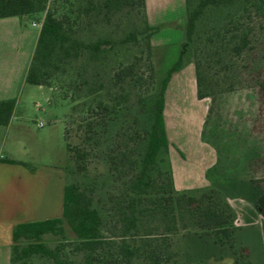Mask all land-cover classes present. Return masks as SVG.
Here are the masks:
<instances>
[{"label":"trees","instance_id":"1","mask_svg":"<svg viewBox=\"0 0 264 264\" xmlns=\"http://www.w3.org/2000/svg\"><path fill=\"white\" fill-rule=\"evenodd\" d=\"M134 1L104 0L102 8L109 13L119 12L124 7L133 5ZM136 1L143 9L146 29L149 32L150 54L152 49H156L150 38L159 27L148 24L145 0ZM184 3V41L179 46L178 57L166 70L155 91L141 100V108L147 112L146 121L134 133L117 131L116 144L108 150L110 170L119 178L127 179L122 197L115 206V215L122 228L121 240L116 244L117 253L124 264H130L138 256H143L149 264H161L156 244L158 240H155L160 238L165 248L172 247L175 250L173 254L179 256L182 264H204L209 258L222 260L227 257L233 260V264H264L256 233L244 232L243 228L235 226L236 215L227 198L237 190L234 185L236 183L229 175L221 172L219 163L206 172L209 180H214L218 175L217 185L190 190L175 188L168 160V141L163 118L167 83L175 71L188 63H193L195 68L197 98H212L208 88L206 61L200 57H195L192 61L182 59L188 49L195 46L200 31L204 29L203 33L210 42L215 37L220 38L223 51L239 57L253 47V20L255 14L264 7V0H184ZM43 11L42 0H0V18L30 17ZM220 14L222 16L218 17ZM127 39L135 37L132 34ZM104 45V40L86 44L76 38L69 14L57 16L53 10L45 11L25 83L48 86L54 73L62 68L64 70L59 74L65 73L68 66L71 67L86 54L93 60ZM132 71V66L115 70L111 76L112 85H121L126 77L133 74ZM140 80L141 77H138L137 81ZM259 86L264 90V84ZM70 87L74 89L77 99L89 97L97 91L95 83L88 82L82 76L77 77L73 84L71 82ZM82 91L83 95L80 94ZM124 103L118 94L110 100H100L95 113L101 115V122L91 121L84 125L85 141L94 140L97 125L102 124L105 129L111 127L116 114L124 109ZM15 106L14 99L0 101V126L9 124ZM211 110L210 104L207 119ZM64 138L66 139V131ZM138 142L141 144L139 155L133 147ZM248 151L249 157L246 158L240 175L249 177L247 182L251 185L260 184L262 182L254 178L252 172L253 167H258L256 165L260 158L256 156L254 149ZM162 156L168 163L166 171L158 169ZM88 157L89 153L82 145L73 148V158L79 168L85 169ZM2 161L29 167V164L15 160ZM64 223L78 239L75 248L85 252V261L88 264L108 244L102 237V217L93 205L91 194L66 175L61 217L15 225L12 230L10 264H28L34 256L45 257L53 264H73L61 258V247L51 249L42 242V237L49 234L64 237ZM186 230H192L193 233L185 234L174 244L168 242L167 237L176 236L180 231ZM167 256L169 260L173 255L168 253Z\"/></svg>","mask_w":264,"mask_h":264},{"label":"rangeland","instance_id":"2","mask_svg":"<svg viewBox=\"0 0 264 264\" xmlns=\"http://www.w3.org/2000/svg\"><path fill=\"white\" fill-rule=\"evenodd\" d=\"M103 1L42 0L44 11L28 17L32 24H41L45 11L53 10L57 16L69 14L76 38L86 44L104 40L106 45L93 60L86 54L77 63L68 66L65 73L59 74L63 68L54 73L51 83L43 86L42 91L26 85L19 103L17 102L19 105L15 122L24 124L28 134L23 136L17 129L12 128L3 139L0 156L5 158L9 157V153H14L17 157L30 161L33 166L52 163L60 165L63 179L68 175L81 189L91 194L93 205L102 217L101 233L108 244L94 255L90 264H124L116 247L121 240L122 228L115 215V206L122 197L127 179L119 178L110 170L108 150L116 144L117 131L134 133L142 128L147 112L141 108V100L155 91L166 70L178 57L179 46L169 50L152 49L149 54V32L146 29L143 9L137 1L119 12L110 13L102 8ZM221 16L220 14L218 17ZM177 17L181 18V12L173 6L168 10L166 18ZM253 21V47L239 57L223 51L220 38L215 37L210 42L203 33L204 29L197 36L195 46L182 56L184 61H192L195 57L206 61L212 110L207 119L200 107L191 105L188 114L177 125H171V135H177L178 141L181 140L183 144V154L175 160L179 171L187 169L192 176L195 173L200 177L202 171L212 163L211 150L214 149L222 167L221 172L236 178L243 172L242 166L249 157L248 149H254L260 159L256 165L258 167H253L252 172L254 178L264 182V90L259 86L264 84V7L255 14ZM132 34L135 39H127ZM124 66H132L133 74L126 77L121 85L113 86L112 74ZM79 76L95 83L97 91L93 95L79 99L74 96L76 93L70 83L73 84ZM138 77H141L140 81H137ZM80 94L83 95L84 91ZM116 94L125 102L124 109L116 117L114 115L113 124L108 129L102 124L97 125L94 140L86 142L84 125L91 121L101 122V115L95 113L97 103L100 100H110ZM46 131L52 132L53 136L54 154L51 156L33 151L34 138L40 137ZM202 142L204 147L200 146ZM21 144L27 147V156L21 154ZM78 145H82L89 153L84 170L78 167L73 158V148ZM133 147L139 155L141 144L138 142ZM161 158L158 169L166 171L168 163L164 156ZM241 177L243 180L249 179ZM218 178L216 175L215 180ZM62 188L63 183L61 192ZM64 229V237L49 234L42 237V242L51 249L61 247V258L73 264H88L85 261V252L76 250L78 239L66 223ZM187 233L193 231H180L176 236L167 237L168 242L174 244ZM155 240H158L156 244L161 264H182L179 256L173 254L175 250L172 247L165 248L160 238ZM168 253L173 255L169 260ZM28 264L53 263L45 257L34 256ZM130 264L149 262L143 256H138Z\"/></svg>","mask_w":264,"mask_h":264},{"label":"crops","instance_id":"3","mask_svg":"<svg viewBox=\"0 0 264 264\" xmlns=\"http://www.w3.org/2000/svg\"><path fill=\"white\" fill-rule=\"evenodd\" d=\"M145 4L148 24L161 28L151 36L152 46H180L184 41V0H145ZM173 6L181 12V18H166L168 10ZM33 24L28 16L0 18V101L16 100L9 124L0 126V147L3 146L5 135L9 134L12 128L17 129L23 136L28 134L27 127L24 124H16L15 121L18 100L27 85L25 76L41 26ZM34 87L39 91L44 89L42 86ZM28 91L32 93L31 90ZM191 105L200 107L202 114L207 115L210 100L197 98L195 68L193 63H188L171 75L164 94L163 118L168 141V160L177 190L214 186L218 182L206 178V172L218 164L214 149L211 150L212 163L205 168V172L202 171L200 177L195 173L192 176L187 169H177L175 160L183 154V144L181 140L178 141L177 135H171L170 127L177 125L178 121L188 114ZM33 141L34 152L50 156L54 154L52 132L46 131ZM200 146L204 147L203 142ZM26 148L24 144L19 147L23 156L29 153ZM3 159L26 163L29 167L5 163ZM232 181L236 183L234 185L237 190L227 198V202L236 215L235 226L243 228L244 232L256 233L259 253L264 262V183L251 185L247 182L248 179L243 180L241 175L232 178ZM61 183L64 186L60 165L52 163L33 166L30 161L17 157L14 153H9V157L5 158L0 156V264H10L12 230L15 225L61 217ZM204 264H233V260L228 257L222 260L209 258Z\"/></svg>","mask_w":264,"mask_h":264},{"label":"built area","instance_id":"4","mask_svg":"<svg viewBox=\"0 0 264 264\" xmlns=\"http://www.w3.org/2000/svg\"><path fill=\"white\" fill-rule=\"evenodd\" d=\"M33 25L34 26H40V24H36V23H34ZM39 126H42V124H39Z\"/></svg>","mask_w":264,"mask_h":264}]
</instances>
